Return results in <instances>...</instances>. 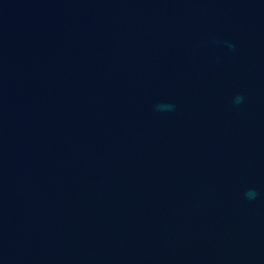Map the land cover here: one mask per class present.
Returning <instances> with one entry per match:
<instances>
[{
  "label": "water",
  "instance_id": "1",
  "mask_svg": "<svg viewBox=\"0 0 264 264\" xmlns=\"http://www.w3.org/2000/svg\"><path fill=\"white\" fill-rule=\"evenodd\" d=\"M0 264H264V0H0Z\"/></svg>",
  "mask_w": 264,
  "mask_h": 264
},
{
  "label": "clouds",
  "instance_id": "2",
  "mask_svg": "<svg viewBox=\"0 0 264 264\" xmlns=\"http://www.w3.org/2000/svg\"><path fill=\"white\" fill-rule=\"evenodd\" d=\"M242 100H243L242 97H237V98H236V103H241ZM247 195H249L250 197H254V196H255V193H254V192H250V193H248Z\"/></svg>",
  "mask_w": 264,
  "mask_h": 264
}]
</instances>
